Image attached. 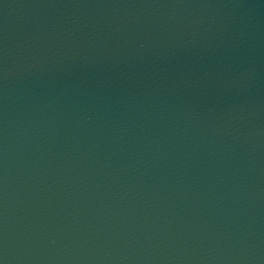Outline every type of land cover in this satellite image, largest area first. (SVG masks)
<instances>
[{
    "label": "water",
    "instance_id": "water-1",
    "mask_svg": "<svg viewBox=\"0 0 264 264\" xmlns=\"http://www.w3.org/2000/svg\"><path fill=\"white\" fill-rule=\"evenodd\" d=\"M0 264H264V0H0Z\"/></svg>",
    "mask_w": 264,
    "mask_h": 264
}]
</instances>
